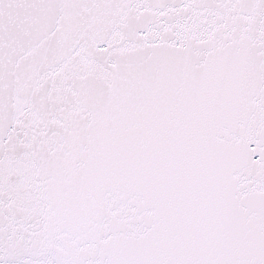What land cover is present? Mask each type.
Masks as SVG:
<instances>
[{"label": "snow or ice", "instance_id": "snow-or-ice-1", "mask_svg": "<svg viewBox=\"0 0 264 264\" xmlns=\"http://www.w3.org/2000/svg\"><path fill=\"white\" fill-rule=\"evenodd\" d=\"M0 264H264V0H0Z\"/></svg>", "mask_w": 264, "mask_h": 264}]
</instances>
